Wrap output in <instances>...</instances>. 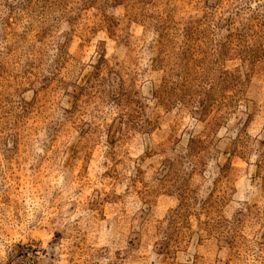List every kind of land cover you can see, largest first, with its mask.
Returning <instances> with one entry per match:
<instances>
[{"label": "rangeland", "instance_id": "obj_1", "mask_svg": "<svg viewBox=\"0 0 264 264\" xmlns=\"http://www.w3.org/2000/svg\"><path fill=\"white\" fill-rule=\"evenodd\" d=\"M0 264H264V0H0Z\"/></svg>", "mask_w": 264, "mask_h": 264}]
</instances>
